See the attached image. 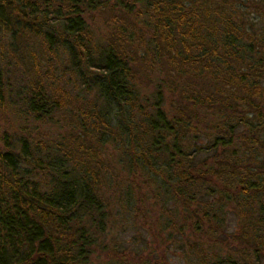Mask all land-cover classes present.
Masks as SVG:
<instances>
[{
    "label": "trees",
    "instance_id": "16d2710c",
    "mask_svg": "<svg viewBox=\"0 0 264 264\" xmlns=\"http://www.w3.org/2000/svg\"><path fill=\"white\" fill-rule=\"evenodd\" d=\"M60 54L93 93L89 104L63 110L64 94L47 87ZM5 55L22 65L19 92L3 80ZM17 103L36 120L63 110L66 126L48 143L0 133V264H89L106 227L107 145L149 173L164 202H196L184 205L186 221L215 241L197 245L186 225L174 229L189 264H264V0H0V108ZM202 131H213L204 146ZM207 185L217 208L189 193ZM228 206L243 248L222 255Z\"/></svg>",
    "mask_w": 264,
    "mask_h": 264
},
{
    "label": "rangeland",
    "instance_id": "374dc122",
    "mask_svg": "<svg viewBox=\"0 0 264 264\" xmlns=\"http://www.w3.org/2000/svg\"><path fill=\"white\" fill-rule=\"evenodd\" d=\"M242 5L244 9H241L243 12L245 11L247 21L257 23L254 17L255 13L252 12L249 3L246 6ZM103 20L100 22L94 20V32L98 36H102L105 32ZM64 58L60 54L52 60V65H50V70L52 71L48 74L52 79L48 78L47 87L49 88V84H55L56 88L61 90V94H64L61 100L63 110H68L65 109V105L73 106L79 104L81 99H86V103L89 104L93 100V93H87L73 72L67 69L64 63L61 64L59 62L63 61ZM3 59V64L5 62L3 80L11 91H21L26 83V77L22 74V65H16L13 62L7 64V55ZM153 77H156V73H154ZM144 82H146L145 77L141 91L143 94H150L152 86L149 83L145 85ZM19 108H21L19 103L14 108L9 106L0 108V133L8 131V133H12V136H16L21 131L26 130L36 141L44 140L45 143H48L51 139H55L66 126V122H61L60 120L66 115V112L63 110L54 111L49 118L44 117L36 120L30 117L25 110H18ZM65 130H68V128ZM201 133L202 136L198 141L204 146L205 142L211 137L208 134L213 133V131H202ZM100 154L104 161L102 174H106L107 176L105 181L101 183V196L106 207L107 219L104 231L99 233L97 244L92 247L89 264H118L119 262H125L124 264L193 263L188 262V256L193 259L195 258L193 253H190L192 256L189 255V248L179 245L181 243V236L183 238L184 234L173 233L174 229H179L185 225L183 233L192 232V240L197 245L199 243H202L203 246L206 243L211 246L214 245L215 240L213 238L207 240L204 235L198 238V234L192 231L193 224H188L186 221L188 213L184 205H188L190 210H198L200 208H196L195 201L190 204L185 199L177 203L174 200L164 202L162 195H155L157 193L152 185L150 174L141 171L136 166L127 164L128 161L121 159L117 148L115 149L107 145L101 149ZM203 161L206 164L212 165L213 158L207 155L203 158ZM117 182L118 184L115 185ZM126 189H129L131 194L128 195L125 192ZM151 189H153L154 194L150 191ZM207 190L210 191L209 185L204 189L192 188L189 190V193L193 197H197V199L201 195L204 199H209V202H213L215 208L218 198L216 196L217 193L214 191L213 195L215 196L206 197ZM126 199L130 205L127 204ZM163 208L171 209V214H169L170 211H163ZM225 211L226 227H224L225 231L223 235L226 242L222 246L217 244L219 248L221 247L222 255L226 254L228 250L230 253L235 254V250L239 251L243 248L231 236L233 234L236 239L237 228L235 229V226L237 219L234 210L230 206ZM197 215H200V213L197 212ZM161 216L168 218L165 225L167 227L163 232L160 229L162 225H160ZM198 222L196 220V223ZM190 224L191 227L189 226ZM203 229H206V225L203 226ZM167 232H171L172 235L175 234L171 240L166 237ZM217 237L215 238L221 242V237ZM173 239L176 240V244L171 242ZM189 245L195 246L193 244Z\"/></svg>",
    "mask_w": 264,
    "mask_h": 264
}]
</instances>
